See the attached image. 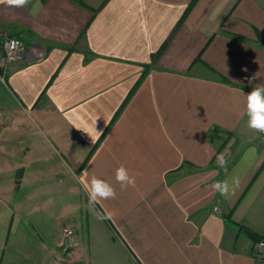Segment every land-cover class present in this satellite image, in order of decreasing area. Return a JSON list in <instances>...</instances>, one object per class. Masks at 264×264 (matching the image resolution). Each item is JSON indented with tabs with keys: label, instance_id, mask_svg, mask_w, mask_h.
Wrapping results in <instances>:
<instances>
[{
	"label": "crops",
	"instance_id": "1",
	"mask_svg": "<svg viewBox=\"0 0 264 264\" xmlns=\"http://www.w3.org/2000/svg\"><path fill=\"white\" fill-rule=\"evenodd\" d=\"M7 36L44 57L4 65ZM257 85L264 0L0 2V264H65L67 228L74 263L101 241L112 264H261ZM92 176L117 193L95 211Z\"/></svg>",
	"mask_w": 264,
	"mask_h": 264
},
{
	"label": "clouds",
	"instance_id": "2",
	"mask_svg": "<svg viewBox=\"0 0 264 264\" xmlns=\"http://www.w3.org/2000/svg\"><path fill=\"white\" fill-rule=\"evenodd\" d=\"M0 2L6 3L10 7L22 8L27 6L31 0H0ZM37 11V6L33 7V14ZM246 116L247 126L259 133L264 134V85H257L246 94ZM217 163L220 168L226 167V160L223 156L217 157ZM115 179L121 185V187H127L134 185L135 179L130 176L129 170L121 165L116 169ZM238 184V181L235 182ZM213 188L221 196L227 197L230 191H234V188H230L228 181H217ZM84 189L88 195V207L90 210L95 211V205L100 201H106L115 199L117 196L114 187L107 181L100 179L96 176H92L90 180L84 184ZM98 219H110L111 216L100 215L97 213Z\"/></svg>",
	"mask_w": 264,
	"mask_h": 264
},
{
	"label": "built area",
	"instance_id": "3",
	"mask_svg": "<svg viewBox=\"0 0 264 264\" xmlns=\"http://www.w3.org/2000/svg\"><path fill=\"white\" fill-rule=\"evenodd\" d=\"M3 46L6 62L8 64L17 60H40L45 55V51L40 45L34 44L29 46L25 44L19 37L15 36L5 37ZM65 233L66 237L68 238V246L73 247L75 245L73 231L71 229H67ZM251 253L255 258L259 259L261 264H264V239L253 243Z\"/></svg>",
	"mask_w": 264,
	"mask_h": 264
},
{
	"label": "rangeland",
	"instance_id": "4",
	"mask_svg": "<svg viewBox=\"0 0 264 264\" xmlns=\"http://www.w3.org/2000/svg\"><path fill=\"white\" fill-rule=\"evenodd\" d=\"M2 47L4 49V46H2ZM4 65H8V63L6 62V58H5V51H4ZM71 251H72V247L67 245L65 264H77V263H74L72 258H71V255H70ZM105 251H106L105 243L102 244L101 241L99 243H96V241H93L92 246H91V250L89 252L91 259L89 261V258L86 257V259H85L86 264H112L113 260L110 256V253L105 252ZM80 264H83V263H80Z\"/></svg>",
	"mask_w": 264,
	"mask_h": 264
},
{
	"label": "trees",
	"instance_id": "5",
	"mask_svg": "<svg viewBox=\"0 0 264 264\" xmlns=\"http://www.w3.org/2000/svg\"><path fill=\"white\" fill-rule=\"evenodd\" d=\"M17 37V36H16ZM158 55V54H157ZM155 57H156V55H155ZM20 176V175H19ZM250 234V236L251 237H253V239H254V242H257V241H259V240H261L262 238H259L258 236H255L254 234H251V233H249ZM77 264H80V263H77Z\"/></svg>",
	"mask_w": 264,
	"mask_h": 264
}]
</instances>
